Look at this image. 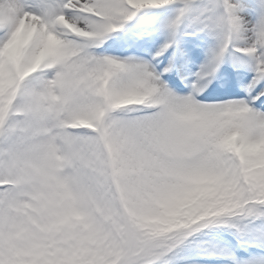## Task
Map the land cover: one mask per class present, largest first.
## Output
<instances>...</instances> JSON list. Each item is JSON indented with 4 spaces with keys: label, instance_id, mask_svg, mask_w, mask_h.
<instances>
[{
    "label": "snow or ice",
    "instance_id": "6c2138e0",
    "mask_svg": "<svg viewBox=\"0 0 264 264\" xmlns=\"http://www.w3.org/2000/svg\"><path fill=\"white\" fill-rule=\"evenodd\" d=\"M0 264H264V0H0Z\"/></svg>",
    "mask_w": 264,
    "mask_h": 264
}]
</instances>
